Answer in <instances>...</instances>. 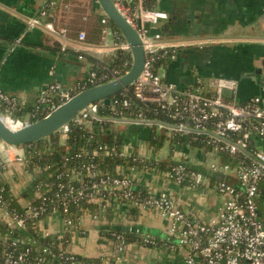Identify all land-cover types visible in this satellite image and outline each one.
I'll use <instances>...</instances> for the list:
<instances>
[{"label":"built area","instance_id":"1","mask_svg":"<svg viewBox=\"0 0 264 264\" xmlns=\"http://www.w3.org/2000/svg\"><path fill=\"white\" fill-rule=\"evenodd\" d=\"M58 1L47 0L40 15L29 18L27 25L29 29L38 28L56 38L65 51L70 32L66 27H58L53 20ZM112 1L142 39L143 69L131 86L112 95L109 103L97 101L89 104L71 119L72 127L66 123L57 132L67 140L70 131L80 127L93 143L97 133L105 135L114 124L129 122L149 128L158 126L169 141L176 136L191 135L190 144L212 145L209 151L214 156L207 163V174L193 169L187 154L179 155L168 169L160 171L165 178L190 189L211 184L223 198L220 213L205 220L198 214L187 212L170 191L147 193L137 189L134 180L122 173V176L99 175L96 159L100 152L104 156H132L146 167L156 160L150 145L146 153L139 155L131 153L129 146L119 152L117 144L101 141L93 149L85 148L73 156L75 159L86 158L82 165L85 178H82V171L76 169L69 173L52 170L51 165L37 166L33 180L41 171H46L48 178L37 181L34 197L23 207L15 205L12 195L7 196L0 190V264H52L50 256H55L61 264H80L77 256L68 250L67 232L79 227V216L74 207L77 212H89L90 209L82 207L85 202L96 206L99 212L93 215L95 218L110 206L124 202L166 219L165 238L142 235L135 242L186 250L181 261L167 264H264V210L259 203L264 182V150L260 147V143H264V77L263 94L244 103L233 99L239 84L232 78L208 80L197 76L189 88L178 90L164 79L165 63L159 64L161 59L173 57L176 48L167 45L158 30L168 19V12L149 6L147 0ZM66 7L69 8V4L66 3ZM101 23L103 42L107 43L112 34L114 52L131 51L121 31L110 27V18L106 14ZM86 38L85 31L79 32V41L84 42ZM21 41L18 38L13 42L11 49ZM76 50L80 51L79 48ZM120 76L122 68L98 62L80 83L79 92ZM74 95L60 82L50 83L24 118L16 115L23 107L19 99L0 85V118L12 128H20L31 123L33 118L48 115ZM103 106H107L105 115L100 113ZM144 106L149 107L150 115ZM17 147L20 152L12 156L9 152ZM6 148L0 176L14 161L30 166V158L35 154L29 146ZM69 159L65 158L66 161ZM215 174H221V177L215 176L217 179L213 180ZM55 214H61L65 223L64 231L57 235L56 241L45 243L40 235L29 233V228H38L42 219ZM109 235L118 252L128 249L130 242L125 232L111 228Z\"/></svg>","mask_w":264,"mask_h":264},{"label":"crops","instance_id":"2","mask_svg":"<svg viewBox=\"0 0 264 264\" xmlns=\"http://www.w3.org/2000/svg\"><path fill=\"white\" fill-rule=\"evenodd\" d=\"M46 3L47 0H0V85L27 108H32L37 97L53 82H60L76 94L94 65L105 63L114 53L113 35L107 43L101 39V19L105 12L98 0L57 2L53 20L58 27H66L70 32L65 51L53 36L38 28H28L27 20L39 16ZM66 3L69 8H65ZM150 6L165 10L170 16L158 27L163 41L176 47L173 57L165 62L163 76L166 82L181 90L189 88L197 76L208 80L225 77L238 81V89L233 95L238 103L263 94L264 0H150ZM81 31L87 34L84 42L78 39ZM18 38L22 41L12 50L11 46ZM29 113L24 112L21 117L27 118ZM108 133L121 138L124 150L129 146L131 153H138L141 144L142 153H146L153 130L120 122L111 126ZM60 143L68 146L61 136ZM174 146L169 141L168 150L153 151V156L157 154L160 160L175 162L179 157L175 152L179 148ZM260 147L264 150V143H260ZM6 149L0 139V164L6 157ZM179 151L192 159L193 169L208 173L206 166L213 159V152L189 145ZM19 152L20 147H17L9 153L14 156ZM17 163L24 166V174ZM119 169L134 180L137 189L153 194L170 191L187 212L205 220L220 213L222 197L211 184L190 189L166 179L159 167L126 165ZM33 172L35 169L31 166L14 161L0 176L22 207L29 198L24 192L32 187ZM214 176L221 177V174ZM33 197L34 193L30 198ZM96 212H99L96 206L89 212L80 211L79 227L71 230L68 250L77 256L80 264H115L114 259L120 260L111 255L118 253L115 241L108 235L111 228L132 232L137 237L150 235L163 239L166 236V219L127 203L110 206L95 218ZM39 228L43 236H57L65 228L63 216H46L40 221ZM105 239H109L106 246L102 244ZM139 244L132 240L128 249L122 252L124 264H155L161 257L171 259L170 262L183 258V252H179L183 248L171 250L165 246H147L146 249ZM139 251L147 252L154 263L139 257Z\"/></svg>","mask_w":264,"mask_h":264},{"label":"trees","instance_id":"3","mask_svg":"<svg viewBox=\"0 0 264 264\" xmlns=\"http://www.w3.org/2000/svg\"><path fill=\"white\" fill-rule=\"evenodd\" d=\"M148 5L150 6V0H147ZM110 25L114 28H117L114 23L110 20ZM168 59H161L159 61L160 63H165ZM104 63V62H103ZM127 63V65H126ZM133 63V56H132V52L131 51H115L111 58L106 61L104 64H110L111 66H116L119 68H122V75L128 71ZM93 85H91L90 87H92ZM140 107H142V105H139ZM145 109H147V113L150 115V111H149V107L144 106ZM31 111V108H27V106L22 107L19 109V111L16 113V115L18 117H21V115L24 112H29ZM100 113L102 115H105L107 113V106H103L102 110L100 111ZM46 114H42L36 118H33L31 120V122H34L36 120H39L41 118H43ZM85 130H83V128L80 127H74L69 134V138H67V147L62 146V144L60 143V133L59 132H54L52 134H50L48 137L43 138L41 140H38L36 142H32L29 144H26L27 146L30 147V149L34 152V156L30 158V166L32 168H36L37 166H41L42 168H44L47 165H51L52 170H60V171H67L69 173H71L72 170L76 169L77 171H82V165L86 162V158H80V159H75L73 156L78 153V152H82L83 149H93L98 143H100L101 141H105L108 142L110 145L111 144H117L118 146V151L121 152L123 150V141L121 140V138H119V136H114V133L110 134V133H105V136L97 133L96 135V140L92 143L88 137L86 135H84ZM107 136V137H106ZM190 139H191V135H185V136H176L174 138L171 139V142L175 145V146H179L180 148H183L184 146H192V147H199V148H204L205 150H211L212 149V145H206L204 143H200V144H190ZM167 140V138L163 135V134H157L153 131L152 137L150 139V146L153 147V151L154 153L158 151L159 148H162L164 142ZM174 146V147H175ZM137 154V153H134ZM66 157H69L70 159L68 161L65 160ZM227 159L228 161H231L230 158H224ZM154 164L153 165H158V167L161 170H166L168 169L171 164H173L174 162H169V161H163V160H153ZM96 163L98 165V172L99 175H103V176H122V174L119 171V167L120 166H133V165H144V163H142L139 160H134L132 156H104L102 152H100L99 157L96 159ZM153 165L149 164L147 166V168L149 166L154 167ZM51 170V169H50ZM82 174V178H85V172H80ZM38 178L36 180L32 181V187L30 188V190L24 192L25 197H29L28 199H32L31 194L34 193V189L36 186V183L39 179L43 178L44 180L47 179V173L46 171H41V173H38ZM217 179L215 176H213V180ZM3 190V192L7 195V196H11L12 193L10 192L9 188L5 185V183L2 181V179L0 178V190ZM31 192V193H30ZM11 197H13V203L17 206L18 203L16 202L14 196L12 195ZM262 210H264V182L261 184V199L259 201ZM93 203H88L85 202L83 203V208L85 209H92L95 208V206H93ZM73 210L79 214V212H77V207H74ZM40 228H29V233L33 234L34 236L40 235V239L42 242H52V241H56V237H51L50 235L48 236H43L42 234H40ZM116 229V228H114ZM118 231H123V230H119L116 229ZM127 234L128 236V240L129 242H131L132 240H136L137 236H134L135 234H133L132 232L129 231H123ZM71 230H69L67 232V241L68 243L70 242V237H71ZM110 234V231L108 233V235ZM21 236H24V234H21ZM110 236V235H109ZM66 245V244H65ZM52 264H61V262L54 256H50L49 259Z\"/></svg>","mask_w":264,"mask_h":264},{"label":"water","instance_id":"4","mask_svg":"<svg viewBox=\"0 0 264 264\" xmlns=\"http://www.w3.org/2000/svg\"><path fill=\"white\" fill-rule=\"evenodd\" d=\"M105 14L121 31L130 44L133 63L131 68L122 76L102 84L89 87L77 92L72 98L60 104L43 118L12 128L0 118V139L7 146H20L36 142L57 132L64 124L69 123L82 109L97 101L109 103V98L121 90L131 86L140 75L145 61L142 39L137 30L127 22L114 5L112 0H98ZM112 37V34H110Z\"/></svg>","mask_w":264,"mask_h":264},{"label":"rangeland","instance_id":"5","mask_svg":"<svg viewBox=\"0 0 264 264\" xmlns=\"http://www.w3.org/2000/svg\"><path fill=\"white\" fill-rule=\"evenodd\" d=\"M88 77V76H87ZM86 79V78H85ZM147 128H149V127H147ZM155 133H157V134H160L161 133V130H160V128L158 127V126H155V127H152L151 128ZM168 145H169V140L167 139L165 142H164V144H163V146H162V151H166V150H168ZM140 148H139V150L137 151L138 153H139V155H141L142 154V150H141V144H140V146H139ZM160 150H161V148H159L158 149V151H157V153H160ZM183 154V152H181V151H177V152H175V155H182ZM153 158H155L156 160H160L159 159V157L157 156V154L156 155H154L153 156ZM191 160V162H192V159H190ZM18 164V163H17ZM17 164H15V167L17 168ZM19 165V164H18ZM20 166V165H19ZM19 170H21L22 171V173L24 174V171H25V168H24V166H20L19 167ZM159 176V175H158ZM23 179H25L24 177H23ZM167 179V178H166ZM221 202H223V198H221ZM107 241H109V239H105V242H104V240H102V244L104 245V246H106V242ZM140 246H141V248H146V249H148V247L145 245V244H143V243H140L139 244ZM134 246H132L131 248H133ZM151 247V246H150ZM158 247H162V246H158ZM154 248H156V247H154ZM180 248V247H179ZM178 248V249H179ZM179 252H183V254H185L186 253V250L185 249H182V250H179ZM114 253V252H113ZM111 254V255H113L114 256V258H116V257H120L119 259V261L117 260V259H114V263L115 264H119L120 262H121V264H124V262H123V254H122V252H118V253H114V254ZM138 254V256L140 257L141 256V258H146V260H147V262H149L150 263V261H153V262H151V263H154V260L152 259V258H150V255L149 254H147V252L145 253V254H143V253H141L140 251L137 253ZM170 261H171V259H167V258H163V257H161V259H159L155 264H167V263H170Z\"/></svg>","mask_w":264,"mask_h":264},{"label":"flooded vegetation","instance_id":"6","mask_svg":"<svg viewBox=\"0 0 264 264\" xmlns=\"http://www.w3.org/2000/svg\"><path fill=\"white\" fill-rule=\"evenodd\" d=\"M169 14V13H168ZM170 19V16L168 17V19L167 20H169Z\"/></svg>","mask_w":264,"mask_h":264}]
</instances>
